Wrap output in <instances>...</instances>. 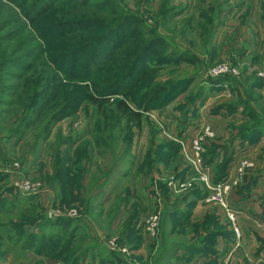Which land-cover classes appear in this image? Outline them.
<instances>
[{
    "label": "rangeland",
    "instance_id": "1",
    "mask_svg": "<svg viewBox=\"0 0 264 264\" xmlns=\"http://www.w3.org/2000/svg\"><path fill=\"white\" fill-rule=\"evenodd\" d=\"M47 1L59 12L36 26L58 38L52 46L80 38L71 45L88 48L77 60L54 51V66L64 59L65 74L46 73L39 85L61 83L83 102L36 149V128L19 140L11 132L21 110L0 107L6 111L0 112V264H70L71 256L77 264H189L196 254L186 248L204 246L200 240L216 230L223 257L233 251L232 264H243L244 256L264 264V0H112L120 16L90 15L94 24L79 34L56 26L66 15L60 9L79 10L87 1L80 11L91 12L104 0ZM141 43L149 50L133 60L136 73L118 87L134 84L144 67L154 70L126 98L143 111L137 128L114 109L120 95L98 112L84 101L80 81L94 91L98 61V74L105 75ZM219 66L229 72L213 76ZM32 71L30 79L48 70L38 61ZM150 84L167 90L145 109L140 93ZM205 126L213 135L204 139L197 163L191 142ZM77 149L86 155L81 197L70 203L64 177L66 170L73 174ZM127 192L134 206L129 226L130 206L118 205ZM63 221L69 224L60 226ZM66 239L67 255L57 257ZM216 244L215 237V254Z\"/></svg>",
    "mask_w": 264,
    "mask_h": 264
},
{
    "label": "trees",
    "instance_id": "2",
    "mask_svg": "<svg viewBox=\"0 0 264 264\" xmlns=\"http://www.w3.org/2000/svg\"><path fill=\"white\" fill-rule=\"evenodd\" d=\"M7 1L11 6L4 5L2 0H0V107L8 106L11 108L13 106H17L16 111L21 110V114L16 118V125L11 129V132L17 135L19 140L21 139V132L31 128H36L37 131L34 134L33 143L31 145L33 149H36L50 136L54 125L69 116L73 111H76L83 102V100L78 98L77 94H75L77 93L76 91L73 92L68 90V88L61 83H57L55 85H39L43 84L46 79V73L49 75L58 71L60 75L65 74L64 59L62 58L63 60L61 63L58 62L59 69L58 67L55 68L54 65L57 62L54 64L55 58L53 56V52L58 51L63 57L70 56L77 60L83 56V52L86 51L84 49H87L88 46L79 44L76 47H73V44L76 45V43H81L80 38H74L72 40H67V42H65V44L61 47H53L52 43L58 38H49L42 34V31L40 30L41 28L36 26L40 19L45 15H49V13L54 10L59 12L58 8H53L52 2L47 0H37L34 4L29 5L30 0ZM87 5L88 2L84 1L81 3V6L79 7L80 9L77 8L79 10H73L71 7H68L69 9L67 7L60 9L61 11H64L66 15L63 17L62 22L57 21L58 23L56 26L62 27V30L66 31V34H79L84 31L85 25L91 24L92 22L94 24V21L89 19L90 15H94L97 12H103L105 16L112 18L120 16L112 0H104L99 5L91 6L93 9L94 7L97 8V10L91 12L83 10L80 11L81 9H85ZM165 11H167V9ZM109 28L110 26H108V29ZM38 38L40 40L36 43ZM96 39L97 38L95 37L93 38V40ZM140 50H142L141 53H138ZM148 50L149 46L144 45V43L137 45V47H134L135 52L132 51V53L127 56L128 58L126 57V60L122 58H120V60L116 59L113 63L114 68L110 71L108 70V73L105 75L98 74L100 73L99 70L103 65L98 61L96 66L93 68V74H97L98 78H101L99 82L96 81L93 83V86L96 89L92 91L89 88L88 80L83 79V81H80L83 82V87L81 89L83 90L85 96L84 101L91 102L94 104L96 111L102 112L104 107L110 103L111 96L120 95L119 98L112 101V105L117 114L127 117L130 121L134 122V125L137 128H140L143 111L131 107L127 103L126 98L132 93L130 90L136 88L137 84L142 81L143 78L147 76L150 77L154 73V70L144 67L141 72L142 75H138L134 84L128 86V88L124 91L119 90L118 87L125 85V83H127L134 76L136 70L133 66V60L137 59V57L141 60ZM126 55L127 54H121L122 57H125ZM38 61H41L44 71H48L45 72L43 76L30 79L29 77L34 72L32 71V68ZM106 62L107 61H105V63ZM10 70L19 71V74H14L10 72ZM10 80H14L16 82L20 81L22 84L19 86H15V84H13L10 86L7 83V81ZM165 90H167V87L163 84H150V86H146L140 93V98L143 101V108L147 109L153 101L160 98L161 92ZM0 112L6 111L2 110ZM85 156V154L80 153L77 149V152L74 154L75 167L73 168V174L70 175V171L66 170L68 175L66 178L64 177V180H67L66 187L69 188L67 189V195L70 203L80 201L81 192L78 185L83 174V171H81L83 170V167L80 163ZM128 196L129 194L127 192L125 196L119 200L118 205H129ZM199 196L201 197V195ZM133 207L134 206H130V210H128V226L132 224ZM3 209L4 208L0 206V214L4 212ZM187 218L188 215L183 216L185 221ZM129 220L130 222H128ZM68 224L69 221H63L60 223V226ZM128 226L126 224L127 229ZM3 227L5 228L7 225H4ZM20 230H22V227H20ZM216 231L207 234L206 238L200 240L204 246L192 245L185 248L187 250H192L189 251L190 254L201 253L207 255L209 253H213V250H211L213 246L211 245L214 242V238L217 237V233H219ZM1 235L0 237L3 238ZM67 239H69V235ZM67 239L64 241L61 249H58V251H60L58 252L57 257H64L67 255L66 252L69 248V240L67 241ZM69 260L70 264H77L78 259L77 257L71 256Z\"/></svg>",
    "mask_w": 264,
    "mask_h": 264
},
{
    "label": "crops",
    "instance_id": "3",
    "mask_svg": "<svg viewBox=\"0 0 264 264\" xmlns=\"http://www.w3.org/2000/svg\"><path fill=\"white\" fill-rule=\"evenodd\" d=\"M196 206H197L196 208L200 207V203H198ZM193 220H194V217H193ZM216 241H217V244H216V252L217 253L216 254L214 252L210 255L198 253L194 257L189 259V264H232L231 263V261H232L231 255H232L233 251H231L229 253L228 257L224 258L223 256L225 254L221 253L219 251V237H216ZM261 254L264 255V252L261 251ZM242 259L244 260V261H242L243 264H251L249 259H247L245 256ZM262 260L264 261V258ZM261 264H263V263H261Z\"/></svg>",
    "mask_w": 264,
    "mask_h": 264
},
{
    "label": "built area",
    "instance_id": "4",
    "mask_svg": "<svg viewBox=\"0 0 264 264\" xmlns=\"http://www.w3.org/2000/svg\"><path fill=\"white\" fill-rule=\"evenodd\" d=\"M229 72V69L228 67L226 66H219L217 68H214L212 70V75L213 76H218L220 74H225V73H228ZM234 73V71H233ZM213 135V132L212 130L210 129L209 126H205L201 132V134L199 136H197L196 138H194L191 142V146H192V149H193V159L198 163L199 161V158L202 154V149H203V141L205 138L207 137H212ZM181 144H183V142H181ZM203 182H206V178L203 177L201 178Z\"/></svg>",
    "mask_w": 264,
    "mask_h": 264
}]
</instances>
